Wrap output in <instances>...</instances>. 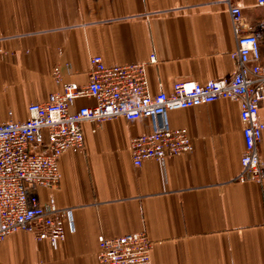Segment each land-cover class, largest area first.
Returning a JSON list of instances; mask_svg holds the SVG:
<instances>
[{
	"label": "crops",
	"instance_id": "0c3cea01",
	"mask_svg": "<svg viewBox=\"0 0 264 264\" xmlns=\"http://www.w3.org/2000/svg\"><path fill=\"white\" fill-rule=\"evenodd\" d=\"M231 7L248 26L264 20L257 0H0V108L13 114L0 115V124L26 121L31 104L48 102L65 85L86 86L96 56L108 67L154 56L147 69L153 95L171 93L179 80L233 76ZM260 51L264 65V37ZM93 105L81 99L74 111ZM169 121L188 131L194 153L140 169L130 141L151 133L149 120L85 124V150L63 155L58 190L40 193L43 205L53 195L70 212L65 240L53 246L19 232L0 244V264H99V236L142 232L153 242V264H264V179L238 181V104L172 112ZM260 154L264 165V133Z\"/></svg>",
	"mask_w": 264,
	"mask_h": 264
},
{
	"label": "built area",
	"instance_id": "2783aa9c",
	"mask_svg": "<svg viewBox=\"0 0 264 264\" xmlns=\"http://www.w3.org/2000/svg\"><path fill=\"white\" fill-rule=\"evenodd\" d=\"M257 5L264 8V0H257ZM230 16L237 39V51L232 55L237 70L229 78L205 84L179 80L171 93L153 95L147 69L156 64L154 56L148 63L110 67L96 56L91 58L86 86L65 85L63 92L52 94L48 102L31 104L26 121L10 119L0 124V244L19 232L53 246L65 240L64 223L71 218L70 212L59 209L53 195L43 205L40 193L58 190L63 155L85 150L83 126L87 123L102 124L120 117L129 122L149 120L151 133L130 141L133 166L140 169L146 162L164 164L194 153L188 131L171 127L170 113L228 100L238 104L243 126L244 153L238 181L261 183L264 65L260 48L264 20L248 26L239 7H231ZM54 77L61 79L57 68ZM81 99L92 100L94 105L74 111ZM9 116L12 118L11 113ZM152 251L153 242L143 232L98 238L99 264H153Z\"/></svg>",
	"mask_w": 264,
	"mask_h": 264
},
{
	"label": "rangeland",
	"instance_id": "374dc122",
	"mask_svg": "<svg viewBox=\"0 0 264 264\" xmlns=\"http://www.w3.org/2000/svg\"><path fill=\"white\" fill-rule=\"evenodd\" d=\"M0 115L2 116L3 119H6L9 117V113H8V110L6 107L0 108ZM12 116H13V114H12Z\"/></svg>",
	"mask_w": 264,
	"mask_h": 264
}]
</instances>
